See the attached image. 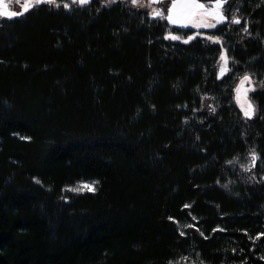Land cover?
Returning a JSON list of instances; mask_svg holds the SVG:
<instances>
[{"label":"trees","instance_id":"16d2710c","mask_svg":"<svg viewBox=\"0 0 264 264\" xmlns=\"http://www.w3.org/2000/svg\"><path fill=\"white\" fill-rule=\"evenodd\" d=\"M57 3L0 18V264H264V0L189 43L168 0Z\"/></svg>","mask_w":264,"mask_h":264},{"label":"snow or ice","instance_id":"6c2138e0","mask_svg":"<svg viewBox=\"0 0 264 264\" xmlns=\"http://www.w3.org/2000/svg\"><path fill=\"white\" fill-rule=\"evenodd\" d=\"M109 2H114V0H109ZM158 2H160V0H148V4L146 6L151 7L153 3ZM17 3L19 4L20 0H17ZM73 3L79 5H87L91 3V0H73ZM131 3L134 6H145L144 0H131ZM168 3L170 4V7L167 9V15H165L163 10L156 8L152 9L150 15L153 18L166 19L169 23L173 25H177L180 27L191 26L197 29L216 28L218 25L228 21V17L225 16L223 12V7L226 3H228V0H215V2L210 6L204 3H200L198 2V0H168ZM41 4L55 5L57 8L60 7V4L57 3V0H25V2L20 5L22 10L9 11V5L5 3L4 0H0V17L11 19L18 16H23L28 13L31 9ZM63 7L70 8V5L65 3ZM212 21H214V23ZM231 23L240 24L241 20L238 17L233 16L231 19ZM244 31H247L246 27ZM197 35H199V33H197L196 35L188 36L187 39H183V42L189 43L191 40L196 39ZM165 38L171 40L182 39L181 36L173 35L171 33H169V35ZM207 39L212 40L213 42H219V38L214 39L212 36H208ZM220 60L223 62L220 69L221 75H223L225 72L228 71V58L226 53L221 55ZM251 82V77L245 75L240 81V86L236 89L238 93V100L239 94L243 90L244 100L247 103V106L245 107L244 103H241L240 106L243 111L244 117L249 119L252 118L255 114V107L251 104V102L247 101V93L249 91H253L254 89L251 87L246 88L245 85H251ZM257 159L258 157L256 156L255 152H253L251 154V163L253 167L255 166ZM69 190L73 192H94L96 189L94 184L84 183ZM185 207H187V205ZM181 235H183V233H181ZM259 238V236L256 237V239ZM186 259L187 258H185V260Z\"/></svg>","mask_w":264,"mask_h":264},{"label":"rangeland","instance_id":"374dc122","mask_svg":"<svg viewBox=\"0 0 264 264\" xmlns=\"http://www.w3.org/2000/svg\"><path fill=\"white\" fill-rule=\"evenodd\" d=\"M145 1H147V3H148V0H145ZM4 2L7 3V4L9 5V11H13V10L19 11V10H22L21 7H20V5L23 4V3L25 2V0H20V3H19V4L17 3V0H4ZM198 2L203 3V2H201V1H199V0H198ZM65 3L71 5V4L73 3V0H65ZM145 3H146V2H145ZM206 5H207V4H206ZM209 6H210V5H209ZM0 18H2V17H0ZM212 22L214 23V21H212ZM196 29H197V28H196ZM202 29H210V28H199L198 31L193 32V33H191V34H189V35H187V36H185V35L182 34V33H177V32H173V31H171V30H168L166 36H168L169 33H171V34H173V35H179V36H181V37H182L181 40H183V39H187L188 36H192V35H196L197 33H200V30H202ZM213 38L215 39V38H219V37L213 36ZM219 42H221V39H220V38H219ZM225 53H226L227 58H228V65H227V67L229 68L230 57L228 56V53H227L226 48L223 47L222 52H221V55H222V54H225ZM221 55H220V57H221ZM222 63H223V62L220 60V69H221ZM219 73H220V76H222L220 70H219ZM225 73H226V72H225ZM225 73H224V74H225ZM224 74H223V75H224ZM246 75H248V76L251 77V81H252V82H251V85L246 84L245 87H246V88H247V87H251V88H253V89H256V88L260 85V82L257 81V79H256L255 76H253V75H251V74H246ZM244 76H245V75H244ZM244 76H242V77L240 78L239 82H238L237 85H236V88H235V99H236V102L238 103L239 106L241 105V103H244V104H245V107H246V106H247V103H246L245 100H244L243 90H242L241 93L239 94V100H238V93H237V91H236V89L240 86V81H241V79H242ZM250 92H251V91H249V92L247 93V101H248V102H251V104L255 107V114H256V112H257V106H256V104L254 103V101L250 98ZM240 107H241V106H240ZM255 114H254V115H255ZM84 183L94 184V186L96 187V181H95V180H80V181H77L76 183H74V184L68 186V188L71 189V188L77 187V186H79V185H81V184H84Z\"/></svg>","mask_w":264,"mask_h":264}]
</instances>
